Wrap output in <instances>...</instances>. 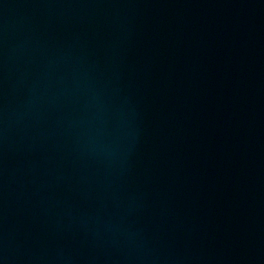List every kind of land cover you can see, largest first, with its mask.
Instances as JSON below:
<instances>
[{"label": "water", "instance_id": "95a60500", "mask_svg": "<svg viewBox=\"0 0 264 264\" xmlns=\"http://www.w3.org/2000/svg\"><path fill=\"white\" fill-rule=\"evenodd\" d=\"M0 264H264V0H0Z\"/></svg>", "mask_w": 264, "mask_h": 264}]
</instances>
